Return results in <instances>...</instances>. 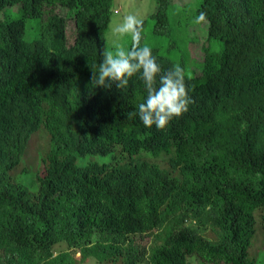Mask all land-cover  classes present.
I'll return each mask as SVG.
<instances>
[{
	"label": "trees",
	"instance_id": "obj_1",
	"mask_svg": "<svg viewBox=\"0 0 264 264\" xmlns=\"http://www.w3.org/2000/svg\"><path fill=\"white\" fill-rule=\"evenodd\" d=\"M153 1L192 100L163 129L139 74L91 83L114 0H0V264H264V0Z\"/></svg>",
	"mask_w": 264,
	"mask_h": 264
},
{
	"label": "clouds",
	"instance_id": "obj_2",
	"mask_svg": "<svg viewBox=\"0 0 264 264\" xmlns=\"http://www.w3.org/2000/svg\"><path fill=\"white\" fill-rule=\"evenodd\" d=\"M207 22L206 11H199L193 23ZM143 20L134 14L125 15L117 22L112 35L115 41L124 36L131 37V47L116 43L113 49L103 52V60L97 72H92L91 83L97 88L110 89L114 84L118 90L125 89L129 79L139 74L146 96L129 117H138L145 128L163 129L171 120L179 118L192 103L185 85V72L175 64L162 71L147 44L141 45Z\"/></svg>",
	"mask_w": 264,
	"mask_h": 264
},
{
	"label": "rangeland",
	"instance_id": "obj_3",
	"mask_svg": "<svg viewBox=\"0 0 264 264\" xmlns=\"http://www.w3.org/2000/svg\"><path fill=\"white\" fill-rule=\"evenodd\" d=\"M188 1L190 0H173V3L175 4V6H180L181 4L186 3ZM113 8H114V12L112 13L110 19V26L107 34V42L111 49L114 48L116 43H119L120 46H123L126 39L129 37V36H124L119 41L114 40L112 35V29L117 22H119L125 15L134 14L138 18L143 20V30H145L146 27L148 28V26L152 22V19H150V15L154 12L156 5L154 4L153 0H114ZM205 33H206V26L204 24L189 28V32H188L189 37L198 36V42H196V44H190L189 46L191 49L190 51L192 56H195L199 52L198 48L205 38ZM150 43L151 45H153L159 42L151 41ZM192 261L193 264H201L200 261L197 259L193 258ZM83 264H98V263L94 258L90 257Z\"/></svg>",
	"mask_w": 264,
	"mask_h": 264
}]
</instances>
